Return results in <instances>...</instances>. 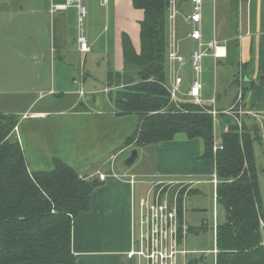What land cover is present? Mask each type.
Masks as SVG:
<instances>
[{"label": "crops", "instance_id": "1", "mask_svg": "<svg viewBox=\"0 0 264 264\" xmlns=\"http://www.w3.org/2000/svg\"><path fill=\"white\" fill-rule=\"evenodd\" d=\"M67 1L23 0L19 11L11 8L9 15L0 16L1 20L7 18L13 22L22 12L24 31L32 42L26 54L11 52L13 44L10 43L7 53L0 49V112L19 117L14 134L31 172L52 170L55 158H59L81 176L91 179L97 178V171L109 172L111 164L118 171L138 176L139 182L134 185L127 178L102 181L91 193L90 208L74 219L72 229V247L78 264H136L127 253L133 247L137 203L147 194L148 180L153 176L195 180L197 183L189 196L201 191V185L211 183L217 202L216 164L204 157V141L190 139L185 133L145 147L125 144L137 131L140 118L137 114H119L111 95L124 84L109 85L107 76L109 70L124 72V34L131 38L135 50L140 53V22L144 19V10L136 11L132 0H109L107 3L82 0L88 11L85 34L91 45V51L84 54L78 42V8L71 5L51 10L54 5ZM176 2V36L180 51L189 60L190 53L198 45L189 36L193 29L188 20L191 1ZM134 14L138 20L128 29L125 18ZM201 30L204 42L217 38L225 53L215 57L213 49L203 59L204 76L211 74L212 66L217 67L214 95L203 81L204 105L212 107L207 100L216 96L215 107L219 111L230 110L235 105L232 110L237 111L240 105L249 111L264 113V0H204ZM16 40L13 33L11 42ZM16 56L24 59L22 70H16L12 64ZM101 59H106L103 85L95 67H102ZM93 60L96 62L92 64ZM169 65L167 60L166 72L170 75ZM174 67L178 70L180 65L177 63ZM183 69V84L188 83L185 89L188 90L192 81L190 63ZM48 74L52 89L44 86ZM71 76L73 84L67 83ZM23 83H29V88L15 92L13 87ZM32 90L40 94L29 92ZM240 93L242 99L237 104ZM220 116L222 133L225 116L236 124L233 116ZM241 117L249 125H259L260 142L264 145V125L251 115ZM134 149L139 154L135 163L131 166L126 161L119 164L120 156ZM113 156L116 158L111 162ZM149 160V167H144V162ZM189 196L184 217L190 233L192 226L186 221ZM218 217L215 205L214 233ZM262 222L264 224V220Z\"/></svg>", "mask_w": 264, "mask_h": 264}, {"label": "trees", "instance_id": "2", "mask_svg": "<svg viewBox=\"0 0 264 264\" xmlns=\"http://www.w3.org/2000/svg\"><path fill=\"white\" fill-rule=\"evenodd\" d=\"M132 2L144 10L140 53L124 34V72L109 70L107 76L109 85H125L111 95L119 114L140 118L125 144L145 147L178 133L201 138L204 157L216 164V199L224 211L215 229L216 264H264V207L254 151L255 141L262 140L259 125L245 121L241 131L225 116L223 149L215 154L212 107L188 102L178 107L165 86L170 0ZM18 123L16 114L0 112V264H78L73 222L90 208L91 193L102 181L81 176L59 158L52 170L29 171L14 134Z\"/></svg>", "mask_w": 264, "mask_h": 264}, {"label": "built area", "instance_id": "3", "mask_svg": "<svg viewBox=\"0 0 264 264\" xmlns=\"http://www.w3.org/2000/svg\"><path fill=\"white\" fill-rule=\"evenodd\" d=\"M109 0H104L107 3ZM191 11L188 20L192 22L193 29L189 36L198 42L196 48L192 50L189 60L179 49L178 39L176 36V16L178 7L176 0H170L169 7V25L170 36L168 38L167 60L170 65L171 86L165 84L170 93V102L176 106L188 102L197 105H204L205 99L202 95L203 81L202 74L204 72L203 59L208 56L214 49L215 57L223 56V46L220 40L214 38L210 42L202 40V13L204 0H190ZM75 5L79 11V47L82 53L86 54L91 51V45L85 34V25L87 19V7L82 0H68L64 4L54 5L51 9L53 12L59 9ZM190 63L192 71V81L188 90H183L182 86L185 81L183 67ZM179 64L177 70L174 65ZM82 94L84 91H80ZM53 93V91H52ZM242 99L239 94L238 103ZM212 108L209 113L213 116V120L219 123L220 114L233 116L236 124L242 131L243 119L241 116L251 115L264 125V113L260 111H249L240 105L237 111L230 110L219 111L216 107V96L207 100ZM233 109V110H232ZM236 113L238 115H236ZM264 137V133H263ZM223 149L222 140H214L213 152L216 154ZM115 156L111 160H115ZM101 181L109 178L128 179L133 185L139 182L138 176L131 173H122L121 171L112 170L110 173L99 172L96 174ZM218 177L215 175L214 183H218ZM197 182L191 179H175L165 178L161 176H153L148 180L149 189L147 194L138 200V213L134 221L135 236L133 239V247L127 253L130 259L136 260L137 264H188V256L190 252L186 249V238L189 233V227L185 222V203L187 198ZM262 225L263 222H262ZM215 253L218 250H214Z\"/></svg>", "mask_w": 264, "mask_h": 264}, {"label": "rangeland", "instance_id": "4", "mask_svg": "<svg viewBox=\"0 0 264 264\" xmlns=\"http://www.w3.org/2000/svg\"><path fill=\"white\" fill-rule=\"evenodd\" d=\"M11 0H0V16L1 15H9L11 8H14V11H19L23 0H12L10 5L8 2ZM136 11L141 13L140 9L136 8ZM138 19L135 17V14L128 18H125V26L129 29L133 22L137 21ZM15 33L17 40L16 42H11V36ZM9 36L10 38H8ZM10 43L13 44V47L10 48V51H16L26 54L30 51L29 46L32 45L31 39L27 38L26 33L24 31V22H23V14L19 12L18 16L16 17L15 21L9 22L7 18L1 20L0 18V49H2L5 53H7V45ZM23 57V55H22ZM102 67L95 66L98 70V80L103 85L105 77L104 67L106 64V59H101ZM24 59L16 56L14 59V63L12 62L13 66L16 70H22ZM96 61H92V64ZM215 68L216 66H212L211 74L204 76L202 74V81L205 80L207 84V89L214 95L215 94ZM132 79H135L136 76L130 73ZM188 76V75H187ZM128 77V75H127ZM170 75L166 72V84L171 86V80L169 79ZM205 77V78H204ZM73 76L69 77V82L73 84L72 81ZM123 83V82H122ZM29 83H23L16 85L13 87L15 92H24L29 88ZM45 87L51 88V79L50 74H48V79L44 83ZM125 86V85H123ZM188 87V83L183 84L182 89L185 90ZM121 89V88H120ZM12 90V89H11ZM29 92H34L40 94L38 91L32 90ZM117 90L114 91L116 93ZM221 119V116H220ZM244 124V123H243ZM17 128V127H16ZM240 129V128H239ZM222 126L220 123L214 122V140L220 141L222 139ZM254 151L257 161L258 167V175H259V183L263 197V207H264V145L260 141H255L254 144ZM132 151H127L119 158V164H122L126 161V159L130 156ZM141 153V152H140ZM113 162V160H111ZM150 160L144 162V167H149ZM112 170H116L113 164H111L109 172ZM99 172L104 171H97L96 174ZM127 173V171L122 172ZM130 173V172H128ZM81 175V174H80ZM136 175V174H135ZM188 210H187V217L186 221L192 226L190 233L186 238V249L190 252L188 256V264L193 261L192 264H215V256L216 253L214 252L215 246V233H214V226L215 223L213 221V210L215 205L219 211L218 221L224 220V211L223 207H221L217 202L214 200V190L213 185L211 183L201 185V191H196L192 195L189 196L188 199ZM216 203V204H214ZM192 252V253H191ZM136 261V260H135ZM137 264V261H136ZM180 264L183 263V258L180 259Z\"/></svg>", "mask_w": 264, "mask_h": 264}, {"label": "water", "instance_id": "5", "mask_svg": "<svg viewBox=\"0 0 264 264\" xmlns=\"http://www.w3.org/2000/svg\"><path fill=\"white\" fill-rule=\"evenodd\" d=\"M139 154L138 151L136 149H134L131 153V155L126 159V164L128 166H131L135 163V161L137 160Z\"/></svg>", "mask_w": 264, "mask_h": 264}, {"label": "bare ground", "instance_id": "6", "mask_svg": "<svg viewBox=\"0 0 264 264\" xmlns=\"http://www.w3.org/2000/svg\"><path fill=\"white\" fill-rule=\"evenodd\" d=\"M214 121V120H213ZM220 123V122H219Z\"/></svg>", "mask_w": 264, "mask_h": 264}]
</instances>
